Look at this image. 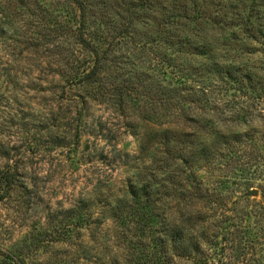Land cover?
Masks as SVG:
<instances>
[{
  "label": "trees",
  "instance_id": "obj_1",
  "mask_svg": "<svg viewBox=\"0 0 264 264\" xmlns=\"http://www.w3.org/2000/svg\"><path fill=\"white\" fill-rule=\"evenodd\" d=\"M66 1L79 9L80 18L77 28L68 25L65 37L94 59L65 61L63 78L69 87L84 86L97 101L99 91L92 86L100 85L101 67L108 57L101 43L110 36L91 28L97 24L96 18H88V8L92 2L108 0ZM114 8H123L129 15L122 26L114 13V54L122 48L144 47L140 45L144 35L137 34L139 20L133 14L140 15L145 26H157L156 38L145 46H150L152 60L157 56L149 51L151 46L160 48L163 86L159 97L156 90L152 92L153 105L141 117L178 125L177 130H156L150 135L152 143H157L151 166L114 205L117 264H264V201L253 202L247 195L258 188L264 199V76L259 72H264V66H248L243 57L249 45L255 55V45L264 39V27H260L264 0L216 4L214 0H114ZM210 37H218V45L226 48L223 54H213ZM145 79L154 90L152 75ZM112 93L103 96L110 99ZM113 94L119 109L137 105L144 96L123 85ZM200 165L216 177L199 178ZM21 190L30 209L34 192L17 170L8 167L0 172V205ZM67 215L69 224L77 210ZM252 220L261 233L248 227ZM48 241V232H42L20 253L27 255ZM256 245L261 246L259 257ZM252 247L249 256L245 249ZM239 248L241 252L233 254ZM15 257L19 256L7 255L4 264H14Z\"/></svg>",
  "mask_w": 264,
  "mask_h": 264
},
{
  "label": "rangeland",
  "instance_id": "obj_2",
  "mask_svg": "<svg viewBox=\"0 0 264 264\" xmlns=\"http://www.w3.org/2000/svg\"><path fill=\"white\" fill-rule=\"evenodd\" d=\"M88 9V18H96L97 24L91 28L110 36L101 43L108 57L101 67L100 85L92 86L99 91L97 101L84 86L69 87L63 78L65 61L94 59L65 37L68 25L77 28L79 9L66 0H0V172L16 169L34 192L30 209L22 190L0 205V264L15 253L19 257L14 264H117L114 205L125 197L130 183L144 178L157 146L150 135L156 130H177V124L161 125L141 117L153 105L152 92L156 90L159 97L163 86L160 48L151 46L154 51H149L157 56L152 60L150 46H145L156 38L157 26L147 27L140 15L133 14L146 52L139 45L114 54V13L122 26L129 15L123 8L115 9L114 0L92 2ZM217 39L210 37L208 42L214 46L213 54L221 55L226 48ZM255 47V55L250 45L245 48L244 60L248 66L263 67L264 39ZM150 74L154 90L151 82L145 83ZM121 85L144 95L137 105L118 108L113 93ZM107 92H113L112 98L103 96ZM200 168L196 174L204 181L216 177L205 165ZM253 189L257 196L249 194ZM253 189L247 195L253 202H263L259 189ZM72 209L77 215L68 224ZM247 225L261 233L253 220ZM42 232H48L49 243L21 254ZM256 246L259 257L261 246ZM245 250L253 254V247ZM240 252L241 248L233 250L235 255Z\"/></svg>",
  "mask_w": 264,
  "mask_h": 264
},
{
  "label": "water",
  "instance_id": "obj_3",
  "mask_svg": "<svg viewBox=\"0 0 264 264\" xmlns=\"http://www.w3.org/2000/svg\"><path fill=\"white\" fill-rule=\"evenodd\" d=\"M249 194H250L251 196H257V195H258V191H257L256 189H253V190H251V191L249 192Z\"/></svg>",
  "mask_w": 264,
  "mask_h": 264
}]
</instances>
